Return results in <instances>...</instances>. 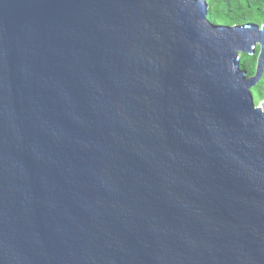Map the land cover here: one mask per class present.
<instances>
[{
    "label": "water",
    "instance_id": "obj_1",
    "mask_svg": "<svg viewBox=\"0 0 264 264\" xmlns=\"http://www.w3.org/2000/svg\"><path fill=\"white\" fill-rule=\"evenodd\" d=\"M207 10L0 0V264H264V29Z\"/></svg>",
    "mask_w": 264,
    "mask_h": 264
},
{
    "label": "trees",
    "instance_id": "obj_2",
    "mask_svg": "<svg viewBox=\"0 0 264 264\" xmlns=\"http://www.w3.org/2000/svg\"><path fill=\"white\" fill-rule=\"evenodd\" d=\"M207 18L217 25L237 26L248 23L257 24L264 29V0H206ZM260 47L253 55H240V68L247 76L255 73ZM260 98L264 99V62L259 82L255 86Z\"/></svg>",
    "mask_w": 264,
    "mask_h": 264
},
{
    "label": "rangeland",
    "instance_id": "obj_3",
    "mask_svg": "<svg viewBox=\"0 0 264 264\" xmlns=\"http://www.w3.org/2000/svg\"><path fill=\"white\" fill-rule=\"evenodd\" d=\"M251 93L253 96L254 103L260 105L261 101H264L263 98H260L259 92L256 90L255 86L251 88Z\"/></svg>",
    "mask_w": 264,
    "mask_h": 264
}]
</instances>
